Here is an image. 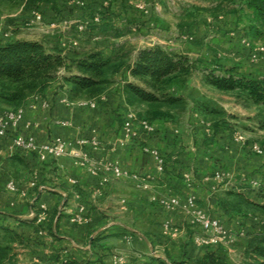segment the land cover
<instances>
[{
    "label": "crops",
    "instance_id": "obj_1",
    "mask_svg": "<svg viewBox=\"0 0 264 264\" xmlns=\"http://www.w3.org/2000/svg\"><path fill=\"white\" fill-rule=\"evenodd\" d=\"M102 53L108 57L116 52ZM130 79L125 69L115 74L94 106L89 101L70 102L56 81L41 96L28 99L22 120L0 140V227L15 235L9 243L13 264H115L118 258L124 264H203L209 256L224 264H241V250L259 225L223 208L218 200L232 188L264 186V156L252 152V142H235L231 125L214 133L193 112L196 103L190 101L189 83L181 92L189 104L185 113L152 121L151 134L136 127L137 139L121 144L127 112L123 86ZM4 112L0 110V116ZM16 135L32 137L38 145L55 138L95 139L98 147L84 151L101 164H116L146 178L149 189L119 178L95 193L109 171L93 174L67 156L40 161L35 153L14 149ZM144 146L164 155L163 172L143 152ZM10 182L16 191L8 188ZM170 197L181 203L172 211L160 203ZM189 197L236 234L235 241L213 247L197 244L200 232L184 207ZM42 207L45 215L38 223L34 216ZM74 216L83 221L72 222ZM167 222L176 233L165 230Z\"/></svg>",
    "mask_w": 264,
    "mask_h": 264
},
{
    "label": "trees",
    "instance_id": "obj_2",
    "mask_svg": "<svg viewBox=\"0 0 264 264\" xmlns=\"http://www.w3.org/2000/svg\"><path fill=\"white\" fill-rule=\"evenodd\" d=\"M22 1L25 7L42 14L43 6L50 4L56 8L59 0ZM212 1L218 10L236 5L231 11L237 15L236 24L243 25V35L249 41L264 37V0ZM92 11L90 18L94 13L102 16L108 6L100 3V7ZM104 27L106 30L107 26ZM129 56L124 52L105 57L100 51H65L57 46H46L41 41L1 35L0 110L16 112L23 109L28 99L41 96L56 81L61 82L59 89L70 102L97 100L108 92L113 84L112 77L125 69L131 77L123 86L125 110L134 112L139 121L151 123L185 113L189 104L181 92L197 71L210 87L242 95L264 111V77L241 74L236 68L218 67L220 72H217V68L205 66L197 70L196 60L160 45L139 50L133 59ZM206 107L198 104L194 108L214 133L221 127L230 126L223 111ZM258 127L264 132V117L259 119ZM218 203L235 215L257 221L259 229L248 236L241 250V264H264V187L259 186L257 190L251 186L232 188L220 196ZM14 239L12 232L0 227V264H13L9 243ZM65 264L81 263L70 261ZM203 264L224 263L209 256Z\"/></svg>",
    "mask_w": 264,
    "mask_h": 264
},
{
    "label": "rangeland",
    "instance_id": "obj_3",
    "mask_svg": "<svg viewBox=\"0 0 264 264\" xmlns=\"http://www.w3.org/2000/svg\"><path fill=\"white\" fill-rule=\"evenodd\" d=\"M66 1H57L56 8L43 6L42 20L34 22L32 9L22 0H0V36L10 32V39L41 41L65 51L124 52L129 59L148 45H160L196 60L197 70L236 68L241 74L264 77V37L254 42L244 37L243 25L236 24L237 15L231 11L236 5L218 10L212 0H107L108 11L95 25L89 24L90 14L105 0ZM79 23H87L82 33L75 25ZM70 40L77 46L69 47ZM202 78L200 71L190 76V101L223 111L235 132L264 151V132L258 127L264 111L242 95L212 89ZM193 112L200 116L195 108Z\"/></svg>",
    "mask_w": 264,
    "mask_h": 264
},
{
    "label": "built area",
    "instance_id": "obj_4",
    "mask_svg": "<svg viewBox=\"0 0 264 264\" xmlns=\"http://www.w3.org/2000/svg\"><path fill=\"white\" fill-rule=\"evenodd\" d=\"M72 3L83 6V3L79 1H72ZM106 3L107 1H105L102 5L106 6ZM32 17L34 22H40L42 20V15L38 11H33ZM100 21H101L100 13H94L90 18L89 24L97 25L100 23ZM87 23L75 24L79 33H82V31H84V28H86ZM2 36L4 38H8L11 36V34L10 32H6L2 34ZM67 43L69 44V47L72 48L77 46L76 40H70ZM95 101L96 100L89 101V104L94 106ZM22 118H23L22 109L16 112H11V111L4 112L0 116V140L6 138L10 126L16 127L19 124V122L22 120ZM207 124L208 127L211 128L210 124L209 123ZM136 127H138L139 129H141L142 131L148 134L154 132V128L151 125V123L147 121H139L137 120L134 112L127 111L123 119L122 139L120 142L121 144H127L128 142L137 139L138 133L135 131ZM233 140L241 144L246 143V139L244 138L243 134H241L240 132H235L233 134ZM12 145L16 150H23L26 152L35 153L38 156L39 160L43 162L46 161L49 157L53 159H58L67 156V157H72L74 160H76V163L79 166L88 169L93 174H97L100 169H103L104 171H109L111 175L102 177L101 181L97 185L95 193H100V189L103 185L108 184L113 179H119V178H128L134 181L137 187L140 189L143 190L149 189V183L146 178L123 171L116 164H112V163L101 164L97 162L94 158H92L90 154L84 151V149L87 146H90L92 149H96L98 147V142L95 139L67 141L61 138H55L46 144L38 145L35 142L34 138L32 137H24L22 135H16L12 139ZM142 150L144 153L152 156L155 159L158 171L163 172L164 165L166 162L164 155L160 154L158 150L149 148L147 146H144ZM251 150L252 152L258 155L264 154L263 149L256 144H251ZM34 185H35L34 183L30 184V186L32 187ZM8 188L12 191L17 190V187L13 182H10L8 184ZM22 193L23 195H25L24 192ZM160 203L169 211L174 210L175 208L179 207L181 204L180 200L176 197L164 198L160 200ZM184 207L188 210L191 225L195 226L200 232L199 233L200 235H198L195 240L197 244L213 247L220 245H229L235 241L237 235L234 234L232 231L228 230L220 220L210 216L209 214L205 213L202 209L197 207L194 197L187 198ZM44 215H45L44 208L42 207L41 212L34 217L37 218V222L39 223L44 218ZM71 221L78 223L83 220L82 217L80 216H74L71 218ZM164 228L166 231L169 232L171 231L173 233H176V230L171 226L169 222L165 224ZM115 264H124V262L122 258H118L116 259Z\"/></svg>",
    "mask_w": 264,
    "mask_h": 264
}]
</instances>
